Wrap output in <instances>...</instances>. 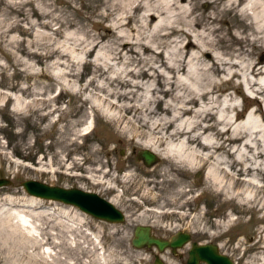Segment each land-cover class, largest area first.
Segmentation results:
<instances>
[{
    "label": "rangeland",
    "instance_id": "obj_1",
    "mask_svg": "<svg viewBox=\"0 0 264 264\" xmlns=\"http://www.w3.org/2000/svg\"><path fill=\"white\" fill-rule=\"evenodd\" d=\"M103 6L101 0H0V178L11 181L0 187V209H22L19 206L33 201L25 210L34 213L40 231L29 233H40L45 241L36 247L21 229L0 234V264H153V255L159 254L155 249L130 245L136 225L150 226L161 238L185 231L190 241L217 245L234 264H264V173L235 175L251 178L260 189L253 192L243 181L230 186L231 194L212 186L207 176L217 158L232 161L231 153L223 151L232 152L238 144L217 150L213 159L192 170L157 154L146 167L136 159L144 148L125 145L122 125L128 116L121 122L118 109L107 107L102 99L124 105L125 100L109 94L129 90L120 89L123 80L145 83L135 74L148 69L147 62L155 58L137 50L138 56L126 53L109 60L119 33L112 30L114 18L101 14ZM222 23L218 26L224 27ZM125 31L130 42L141 34L149 36L148 45H159L150 42L148 30ZM167 43L159 46L164 57L172 49ZM257 50L252 52L254 60H263L264 53ZM156 60L158 65L161 60ZM118 72L122 80L111 79ZM221 87L225 89L217 99L231 95L236 105L234 127L250 114L262 121L251 113L257 106L238 78L231 77ZM239 168L234 164L227 170L235 174ZM97 169L107 173L104 180H112L113 190L85 178ZM128 172L132 180L125 178ZM28 179L94 192L112 201L124 220L107 223L73 206L29 196L19 185ZM52 240L66 244L55 247ZM159 255L165 264H184L185 258L179 260L168 249Z\"/></svg>",
    "mask_w": 264,
    "mask_h": 264
},
{
    "label": "bare ground",
    "instance_id": "obj_2",
    "mask_svg": "<svg viewBox=\"0 0 264 264\" xmlns=\"http://www.w3.org/2000/svg\"><path fill=\"white\" fill-rule=\"evenodd\" d=\"M101 1L104 4L101 14L114 18L112 30L119 33L113 42L112 53L107 55L109 60L122 59L126 53L138 56L137 50L148 52L155 58L147 62L148 69L135 74L145 78V83L123 80L119 82L120 89L126 87L129 90L109 94L125 100L124 105L118 107L108 98L102 99L107 107L118 109L116 118L121 122L128 116L122 125L125 145L132 148L141 146L154 156L157 154L164 160L192 170L213 159L217 150L238 144L232 152L223 151L224 155L231 153L229 164L225 160L227 156L222 160L216 159L212 169L207 171L208 180L224 194H231L230 186L243 181L253 192L257 191L259 187L251 178L241 180L238 176L254 172L257 177V174L264 173V122L253 119L250 114L243 123L234 127L236 120L231 115L236 105L232 96L226 95L220 100L217 97L225 89L221 87L222 82L236 77L257 106L251 113L264 116V59L254 60L252 53L256 49L264 53V0ZM199 6H202L201 11ZM133 21L140 27L138 24L130 27ZM220 23L225 26H218ZM137 27L150 31V42L156 40L159 45H148L149 36L141 34L130 42L127 31L123 34V30L133 31ZM163 41H170L167 44L172 47L168 57L159 51ZM96 42L95 38L92 39V46ZM217 42L223 43V47H217ZM157 58L161 60L158 65ZM128 74L130 72L124 77ZM111 79L122 80L121 72L115 73ZM152 83L155 87L150 88ZM137 92L144 94L138 95ZM160 95L170 100L165 101ZM208 131L215 133H206ZM218 138L222 142L218 143ZM234 164L240 168L231 174L227 169ZM88 174L85 178L93 185L108 186L113 190L112 180H104L107 173L97 169ZM132 176L128 172L125 178L131 179ZM226 176L230 182L224 181ZM172 183L176 181L172 180ZM29 204L18 205L22 209H0V234L12 235L21 229L39 247L45 241L40 233L38 236L29 233L31 229L39 230L40 225L33 219L34 213L25 210L32 208L34 203L30 201ZM52 242L55 247L66 244L62 240Z\"/></svg>",
    "mask_w": 264,
    "mask_h": 264
},
{
    "label": "water",
    "instance_id": "obj_3",
    "mask_svg": "<svg viewBox=\"0 0 264 264\" xmlns=\"http://www.w3.org/2000/svg\"><path fill=\"white\" fill-rule=\"evenodd\" d=\"M262 121L264 122V116ZM136 159H140L143 165L148 167L157 158L150 151L143 149L136 153ZM10 184L9 179L0 178V187ZM19 185L29 196L73 206L80 212L107 223H120L124 220V214L118 208L94 192L76 187L49 185L32 179L23 180ZM187 244V257L184 264H234L227 255L218 250L217 245L190 241V234L181 230L175 231L167 238H161L152 232L150 226L136 225L130 239L132 247L155 249L159 254L165 249L174 254L176 250ZM159 254L153 255V264H165Z\"/></svg>",
    "mask_w": 264,
    "mask_h": 264
},
{
    "label": "flooded vegetation",
    "instance_id": "obj_4",
    "mask_svg": "<svg viewBox=\"0 0 264 264\" xmlns=\"http://www.w3.org/2000/svg\"><path fill=\"white\" fill-rule=\"evenodd\" d=\"M191 241H192V240H191ZM187 250H188V245H187V246H183L182 248L179 249V251L176 250L174 254H172V253L170 252V250H168V251H169V253H170L171 255H173L174 257H177L179 260H181V259H183V258L186 259V257H187ZM184 262H185V260H184ZM199 264H203V263H199Z\"/></svg>",
    "mask_w": 264,
    "mask_h": 264
}]
</instances>
